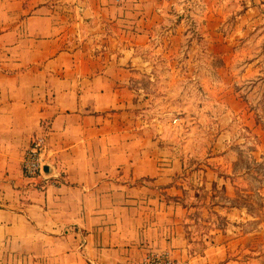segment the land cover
I'll return each mask as SVG.
<instances>
[{
    "label": "crops",
    "instance_id": "obj_1",
    "mask_svg": "<svg viewBox=\"0 0 264 264\" xmlns=\"http://www.w3.org/2000/svg\"><path fill=\"white\" fill-rule=\"evenodd\" d=\"M165 2L0 0V264L227 259L229 240L196 230L215 217L190 196L182 151L168 146L161 119L138 110V81L151 79L140 51ZM36 135L50 169L27 179L20 162ZM194 173L205 190L221 174Z\"/></svg>",
    "mask_w": 264,
    "mask_h": 264
},
{
    "label": "rangeland",
    "instance_id": "obj_2",
    "mask_svg": "<svg viewBox=\"0 0 264 264\" xmlns=\"http://www.w3.org/2000/svg\"><path fill=\"white\" fill-rule=\"evenodd\" d=\"M263 20L255 0H166L140 51L151 79L138 81V110L161 119L168 146L183 153L190 196L213 207L214 221L196 230L229 240L222 264H264ZM204 166L221 173L208 190L188 177ZM222 205L242 221H226Z\"/></svg>",
    "mask_w": 264,
    "mask_h": 264
},
{
    "label": "built area",
    "instance_id": "obj_3",
    "mask_svg": "<svg viewBox=\"0 0 264 264\" xmlns=\"http://www.w3.org/2000/svg\"><path fill=\"white\" fill-rule=\"evenodd\" d=\"M45 136L36 135L30 142L29 146L23 153L20 167L22 175L27 179H37L45 174L43 166ZM46 180V178H44ZM139 264H175L168 253L165 252H149L145 254Z\"/></svg>",
    "mask_w": 264,
    "mask_h": 264
},
{
    "label": "water",
    "instance_id": "obj_4",
    "mask_svg": "<svg viewBox=\"0 0 264 264\" xmlns=\"http://www.w3.org/2000/svg\"><path fill=\"white\" fill-rule=\"evenodd\" d=\"M49 169H50V168H49L47 165H44V166H43V170H44V172L49 171Z\"/></svg>",
    "mask_w": 264,
    "mask_h": 264
}]
</instances>
